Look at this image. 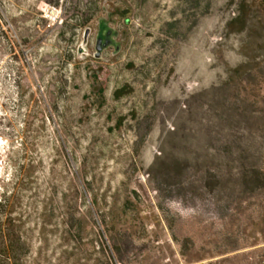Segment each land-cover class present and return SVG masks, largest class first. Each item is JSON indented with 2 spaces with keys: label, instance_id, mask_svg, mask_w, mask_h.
<instances>
[{
  "label": "rangeland",
  "instance_id": "obj_1",
  "mask_svg": "<svg viewBox=\"0 0 264 264\" xmlns=\"http://www.w3.org/2000/svg\"><path fill=\"white\" fill-rule=\"evenodd\" d=\"M236 1L0 0V196L21 186L28 264H262L264 193L207 185L232 109L264 148V75L225 85ZM101 18L119 49L97 58Z\"/></svg>",
  "mask_w": 264,
  "mask_h": 264
},
{
  "label": "trees",
  "instance_id": "obj_2",
  "mask_svg": "<svg viewBox=\"0 0 264 264\" xmlns=\"http://www.w3.org/2000/svg\"><path fill=\"white\" fill-rule=\"evenodd\" d=\"M47 2L59 6L60 0ZM235 8L234 15L225 22L224 37H239L236 45L241 60L239 64L226 69L225 85L233 90L244 87L250 97L249 93L264 75V0H237ZM108 25L107 20L98 19L97 34H114ZM11 50H15L14 46H11ZM93 78L96 79V76ZM97 93L99 104H102L103 89L99 88ZM128 94L126 87H122L115 92L114 98L119 100ZM243 110L242 112L241 109L234 108L228 115V134L224 136L222 143L226 152L215 153L214 160L217 165L212 172H208L207 185L217 197L225 194L231 178L237 181L238 188L235 191L238 190L239 195L264 193V167L261 165L264 148L259 135L262 128L252 123L254 111L249 105ZM237 112L241 113L236 114ZM239 130L247 134L239 135ZM20 187L17 185L14 190L4 191L0 196V264L29 263L31 245L29 230L26 228L28 217L16 211ZM258 225L261 228L259 234L262 235L264 219H259ZM177 242L184 254L195 248V242L190 237ZM262 258L260 262L264 264V257Z\"/></svg>",
  "mask_w": 264,
  "mask_h": 264
},
{
  "label": "water",
  "instance_id": "obj_3",
  "mask_svg": "<svg viewBox=\"0 0 264 264\" xmlns=\"http://www.w3.org/2000/svg\"><path fill=\"white\" fill-rule=\"evenodd\" d=\"M85 34H87V31ZM114 34H110V33H106V32L102 35L97 34L96 46H95V48H96L95 57L99 58L101 53L106 48H109L110 46H114L117 50L119 49L118 45L113 41V38L115 36Z\"/></svg>",
  "mask_w": 264,
  "mask_h": 264
}]
</instances>
